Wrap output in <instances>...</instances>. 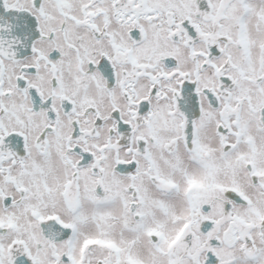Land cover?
Returning a JSON list of instances; mask_svg holds the SVG:
<instances>
[{"label":"snow or ice","instance_id":"obj_1","mask_svg":"<svg viewBox=\"0 0 264 264\" xmlns=\"http://www.w3.org/2000/svg\"><path fill=\"white\" fill-rule=\"evenodd\" d=\"M0 264H264V0H0Z\"/></svg>","mask_w":264,"mask_h":264}]
</instances>
